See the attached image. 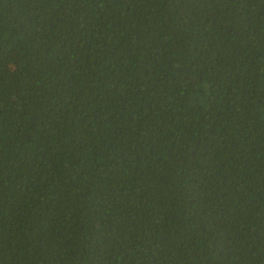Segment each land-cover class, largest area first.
Here are the masks:
<instances>
[{"label": "trees", "instance_id": "16d2710c", "mask_svg": "<svg viewBox=\"0 0 264 264\" xmlns=\"http://www.w3.org/2000/svg\"><path fill=\"white\" fill-rule=\"evenodd\" d=\"M0 264H264V0H0Z\"/></svg>", "mask_w": 264, "mask_h": 264}]
</instances>
